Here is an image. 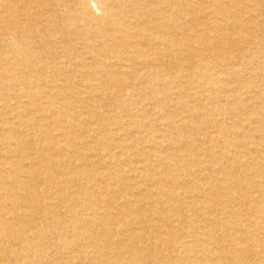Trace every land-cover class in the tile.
<instances>
[{
	"label": "bare ground",
	"instance_id": "obj_1",
	"mask_svg": "<svg viewBox=\"0 0 264 264\" xmlns=\"http://www.w3.org/2000/svg\"><path fill=\"white\" fill-rule=\"evenodd\" d=\"M19 2H21V5H19ZM123 2L124 0H0V23H2L0 31V51L10 45L7 40L8 38L11 39L10 43L12 44V47H10L9 50L11 51L10 54L12 58L26 65V68H24V70L21 71L19 75H21L22 78L29 77L28 79L34 85H43L42 87L44 89V92L42 94L46 101L50 103L54 102V99L52 98L54 96L62 101L61 105H63L65 108L73 109V107H75V101H73L72 98H78L82 95L83 92L80 90V88L77 87V85L82 86L81 81L83 80L88 79V81H91V83L93 84L92 87L95 89H106L109 86V83H103L102 78H104L107 79V81H113L119 93H122V91L124 92V90H126L125 86H128L132 90H141L143 94L146 93L147 88L146 83H144L145 80V82L148 83L149 80L152 81L157 77V75L158 78H160L159 76H161V78L163 79L172 80V75L167 73L166 67L171 66L172 64H178L181 60H190L192 57L190 49L187 48L188 46L185 44L186 38L184 37L188 36L185 27L187 26V23H191L194 27V35L192 34L193 38L197 42H199V44L204 45L205 49L201 50L202 52H200V67L194 69L190 67L188 69V71H190L188 79L191 80V83L197 84V88L201 90V92H210L207 97L204 95V99H198L197 97L195 98L196 101L199 102V104H204V107L207 106L209 110L208 113L205 114L201 111L197 113L194 112L193 114H191L193 118H188L189 120L187 121V123H179L180 125L177 126L174 123H171L170 128L172 129V131L176 132L182 129H189L190 131H194L195 129L193 128V126L188 124V122H193V120L195 119H197L203 125L210 121H214L217 125L221 124L223 126L222 131H226L228 129H226L224 120L221 117L223 116V112L226 110V107L228 105H238L240 101L238 99V97L240 96L239 92L245 91L246 93H244V95L252 94L254 95V97L252 98H255V100L262 99V90H260L258 85L253 86L254 80L256 81L258 77L261 76L260 73L258 74L257 70L261 71L262 63L256 61L255 56L257 54L254 56L253 53H251L252 51H246L244 47L246 46L244 45L245 43L250 44V42L252 41L250 35L256 36L255 40L253 41L255 44L264 43V6L261 5V2H257V0H203V6L205 7L197 12L195 11V7L194 5H192L191 0H125V2ZM235 5H242V8H235ZM140 7L145 8L140 9ZM205 9L207 11H210V14L208 12H204ZM59 11L62 12L63 18L62 15L59 14ZM243 14L246 16L248 15V22L253 23L257 26V28H246V26L241 24L239 18H241ZM229 23L231 24V29L235 32V34H240V36L234 38L233 40V45L234 47H236L237 53L234 56H214L212 55L213 49H219L220 47L226 49V46L224 45L226 44V40L224 35H222V32L227 30ZM30 28H32V30H35L31 31ZM204 30H206V32ZM44 32H51L53 34L50 38V42H46L41 45V43L35 41V36L39 33ZM20 35L24 37V40ZM98 39H100V41H98ZM23 46L29 47L28 51L22 49ZM46 47H50L49 52L45 51L44 48ZM140 47H145L146 50L140 49L141 51H136L137 54H134L135 52L131 51L132 49H139ZM32 48H36V50L33 51L31 50ZM60 49H62L63 51L61 52L63 53V55L61 54V56H59ZM251 49H253V47ZM85 55L90 56L87 59H91L90 61L92 65L89 62H86L84 58ZM107 57H110L112 59H108ZM60 58H63L64 61H60ZM2 61L5 62L4 59L0 58V64H2ZM125 62H128L129 65L124 64ZM242 65H250L249 67L251 71H249L248 73H244V71L239 70L240 66ZM147 66L152 67L154 71L146 72L144 73V76L141 77L138 69L140 67L146 68ZM5 68H9L8 65H6ZM3 69L4 68L0 65V77H2L3 75ZM88 70L91 74H94L92 77H89L88 73H86ZM48 78L52 79L48 80ZM224 78L232 80L235 84L237 83V86L230 87V85L224 82ZM44 83H48L47 85L50 84V86L45 87ZM234 83H232L231 86ZM67 85H70L71 89L68 88ZM4 86L5 85H2L1 88H5ZM216 87L222 88L224 94L221 95H225V98L222 102V104L224 103L225 106H223L221 109L219 108V106H217V96L214 93ZM48 88L50 89V91ZM167 90H170L172 94L178 96H181V92H183L179 90L177 91L176 89V92L173 91L172 86H170ZM121 96L122 94L120 95V97ZM161 99L158 98L157 100H155L157 103L156 107L166 110V108H164L165 104ZM81 102L82 101H80V103ZM245 102L243 103L246 105L247 102ZM126 103L129 105L138 104V102L132 97H129L128 102ZM57 104L56 106H58ZM31 105L34 104H28V106L23 109V115L29 116L31 120H33L37 116L38 119L36 121H38V124H35V127L37 129L43 130L44 124L42 123H45L46 127H48L49 129H52L55 124L58 126L60 125V127L65 125L72 131L79 128V124H77L76 120L75 122H73L74 115L71 119L72 116L69 117V113V116H67L63 113L62 110L55 108L56 111L52 114L50 113V118L49 116H46L44 114L43 107L41 105H38L37 109H32ZM177 105H180V107L186 106L190 108L188 102L178 103ZM202 106L203 105H201V110ZM236 107L237 106H235V108ZM84 110L86 109H83V111ZM190 111L193 112V109H191ZM156 115V120L158 121L167 119L164 117L163 112L159 110L156 112ZM228 115H230V113ZM248 115L252 117L251 119H248V122L257 125V127H259L258 131L264 135V103L260 107V111L249 110ZM1 118L2 113H0V119ZM211 118L213 120H211ZM51 119L55 120L54 124L50 123ZM228 120L229 119H227V121ZM235 122L236 121H234L233 123ZM3 123L5 125H8L5 123V121H3ZM59 123H61L62 125ZM26 124L27 122L25 120H21L15 122L13 124V128H7L8 130H4L1 128L0 141L6 134L5 131H7L8 134H15L17 132L24 133L26 130L25 128L28 127L30 123L28 125ZM148 126L145 123L141 124V129H146L148 128ZM35 127L33 128L35 129ZM195 131L197 132V130ZM203 133L205 132L203 131ZM231 134H233L232 137L237 136L236 132ZM242 136H244V134ZM37 138H39V142L41 144H49V138L46 135L40 134ZM158 138H160V141L163 139L161 136ZM72 140L73 138L71 139V141ZM261 141H264V137H262ZM65 143L70 144V140L66 141ZM102 144L103 142H101V146L103 147ZM258 145V148L260 146L264 147V144L259 143ZM228 146L231 145L228 144L227 147ZM109 147H111L110 144L104 145L103 148L106 151H110L111 148L109 150ZM180 148L181 147H179V149ZM185 149L189 153L186 157H181L180 162H187L189 160L193 162L197 161L196 164L200 166L202 164V161L201 159L196 157L197 154L200 153V149L195 147V144L192 143L188 145L186 144ZM39 150L40 149L38 146V151ZM226 152L229 153L228 151ZM236 152L238 151L236 150ZM201 153H205L208 155L210 154L212 158L215 157V153L212 149L202 150ZM257 154L258 159H264V150H261L260 148ZM74 155H76L75 152ZM134 155L136 156L137 154L132 153L131 157ZM141 156L144 157V155ZM110 159H112L111 162L113 163H107V168H109L111 165H114V169L117 170V163H119L120 161L117 160V157L115 155L111 156ZM165 159L162 156H159L158 158L160 164L162 163L161 165L165 168L164 174H167L170 178L177 176L181 171L180 167L178 166L179 164L172 165L171 163L163 162ZM224 159L227 161L226 165H228L230 169L234 170L233 174H230L225 166L217 168L206 160V162L209 163V169L211 170V173L213 175L212 177L218 182L219 188L214 187L210 184L211 177L209 176V174L204 175L201 179V188L198 189V186L195 185L196 182H194V184H191V187L193 188V191L196 195V201L193 204L187 202V208L192 211L194 213L193 215H196V217H194L195 219L191 220L189 226L182 224V218H180L179 216L181 212L179 211V208L175 206L176 204L173 205L174 198H171L172 194L170 192H168L166 189H163L161 191L158 190V192H156L148 188H142V183H140L139 181L134 182L133 184L136 192H133L131 190L127 193L124 192L125 196L122 198V200L115 196L112 198L113 203L119 205L121 204L119 208H117L118 210H116V213H118L117 215H119L120 218L124 217V223L122 224V226H119L117 223L110 222L112 221V213H114H110V211H112L114 208H112V210L110 211L104 210V208L106 209V207L112 204L111 202H104V204H102L104 208L103 206H101L100 210H104L106 214L102 215L97 212H91L92 214L89 215L84 213L85 218L83 217L84 219H82V217L79 216L80 213L76 209V205L73 202L74 200H71L69 197L67 198L68 194L66 193L67 189H65V186H67L68 183L72 182L73 179H65L66 177L64 176L65 178L61 180L57 173L59 164H52L51 161L49 162V160L43 159V161L41 160L43 162L42 169H39V171L34 173V175L40 178L44 171H47L49 173L47 174L46 172L45 174L47 175L43 178L44 181L48 182L50 185H48V191L46 192L48 193V195H51L50 190L52 188H59L57 190V193H55L59 196L61 195L60 197H62L61 199L68 209L69 215H72V221H74L75 223L74 230H70V232H72L71 234H68L64 229L63 224L65 219L63 215L59 214L57 206L49 203L51 201H54L53 198H49V196H47L44 203L46 204V206L52 207L47 212L48 218L53 215V217L57 219L54 221L55 224L53 226L54 228L58 229V231H60L59 234H57L58 236L56 237L57 242H55L54 244L53 241L55 239L50 232V226L47 227L43 225L48 220V218L45 217V220L44 218H42V216L45 215L46 212L36 201L37 196L35 191L31 190L30 188L24 189L25 187L23 186L21 188L22 179L19 176V169L21 168L20 163H11L5 162L6 160H1L0 165H2V168L0 169V190L3 192L2 194L5 197H2V195L1 198L3 199L0 201V264H12V255L14 256L13 262H18L19 264H43L45 259H52V264H88L86 260H89L91 262L89 264H110V261L112 260V264H149L151 259H153L154 262H157L158 264H171L168 261L169 258L166 253H177L176 255L179 256V262L175 264H239L240 259L238 256H234L231 258H227V256H225L227 254H237V247H239L240 244L239 242H237V240H232V248H230L231 246L218 247L214 245V242L211 243L215 237V221L211 220V214L219 211V208L217 207L219 206V203H221L222 207L220 208V213H223L222 215L230 216L233 212L231 210L234 203L233 198L230 196L232 200L231 203H218L216 198L210 199L209 197H207L206 191L218 193V189L231 190L233 188L235 189L237 187H243V185L246 183L245 180H250V178L243 179L237 177L239 173H242L241 170L244 167H249L248 170L252 169L253 167L254 174L257 173L259 175H263V170L261 166H257V159L252 160L253 162L249 161V163H251L252 165H256L257 167H254L252 165L244 167H242L241 165L236 166L231 155L224 157ZM139 163H143V167H137L134 169L130 168L129 172L135 173L137 178H146L147 181H152L149 178L153 175L155 177V174H153L152 176L149 175L151 171H149L147 166L144 165L145 160ZM197 169V171L199 172H204V170H206V168L202 167H198ZM89 172L91 171L89 170ZM240 183L242 184L239 185ZM118 184L122 185L120 181H118ZM154 184L161 185L162 182H159L158 180ZM10 185H15V188L19 187V192L15 188L12 189ZM126 187H122L121 190H125ZM257 187L259 188V186ZM82 189L85 190L84 188ZM243 189L245 190V188ZM38 192L40 193V191ZM78 194L83 193L79 192ZM135 194H138V196L142 195V197L136 199ZM93 196L94 195H92V197ZM10 198H13V200L18 203L21 202V204L22 202L23 204L27 203V205L23 206L22 209H19V213H10V211H7V213H5V209L8 206L11 207L12 205L10 202ZM78 199V202L83 204L85 207L92 208L93 203L91 200L84 199V197H79ZM252 201L253 200H251L248 195H245L243 197V201H241V205L246 207ZM262 203L264 205V201ZM144 209H147L149 214L153 211L156 212L155 214L157 215L160 214V216H157L156 218H153V216L150 219V216H146L142 213L141 210ZM157 209L163 210L164 212L168 211V213L173 217H178L176 218L178 225L171 224L169 222L170 220H167L168 218L166 219V217H163L164 213H158L159 211ZM85 210L83 211L85 212ZM145 211L146 210H144L143 212ZM147 211L146 213H148ZM197 212L200 213L196 214ZM37 214H40L39 216H41V218L38 217ZM96 218H99L98 221H101V225L104 228L101 233H96L94 230H92V227L96 222ZM167 222L168 224H171L172 227L169 228L168 226L166 227L167 231H161V225L164 226V224ZM203 222L205 224H203L204 226H195V223ZM146 223H148L149 225L151 224V229H154L153 236H155V241L158 240V244L151 245V238H149L148 234L144 230V227H146ZM217 224L219 225L220 223L217 222ZM116 227L118 228L116 229ZM116 233H118L120 237L125 238V240H118L122 245L120 246L122 247L121 250H118V252L120 251V254L111 253V257L109 256L111 255L110 251L112 252L113 248L118 243L113 242L115 240H113L112 238V236H117ZM168 236L172 238L171 246H169L170 240L166 238ZM69 237H75L78 239V241L73 242L72 240H70L71 238L69 239ZM248 238L250 240H254V236H249ZM89 240L93 241L90 242ZM123 241L126 242L124 243ZM100 242L107 246V249H110V251H108L109 253H104L102 247L99 245ZM53 246H59L60 248L65 247L66 249H69L67 257H64L62 253L60 255L58 250H54ZM163 249H165L166 253H164ZM121 251L123 254H121ZM261 253L263 256V245L261 246ZM123 255L125 256L123 257ZM108 258L112 260H109Z\"/></svg>",
	"mask_w": 264,
	"mask_h": 264
},
{
	"label": "rangeland",
	"instance_id": "obj_2",
	"mask_svg": "<svg viewBox=\"0 0 264 264\" xmlns=\"http://www.w3.org/2000/svg\"><path fill=\"white\" fill-rule=\"evenodd\" d=\"M191 1H192V5H194V7H195L196 12L201 10L203 7H205V6H203V2H202L203 0H191ZM124 2H125V0H124ZM257 2H261V5L264 6V0H257ZM19 5H21V2H19ZM235 6H236L235 8H240V9L242 8V5H239V6L235 5ZM95 8H96V6H95ZM144 8L145 7H140V9H144ZM204 12H208L210 14V11H207L206 9L204 10ZM59 14L62 15V12L59 11ZM62 18H63V15H62ZM239 20H240L241 24L246 26V28H251V29L257 28L256 25L248 22L249 21L248 15L246 16L243 14L242 17L239 18ZM230 25L231 24L229 23L227 30L222 32L223 33L222 35H224L225 40H226L225 41L226 44H224L226 46L225 47L226 49H223L222 47H220L219 49H213L212 55H214V56H216V55H222V56L223 55H226V56L236 55L237 50H236V47H234V45H233L234 44L233 40H234V38H237L238 36H240V34L239 35L235 34V32L231 29ZM1 26H2V23H0V31H1ZM185 28L187 30V35H188V36H184L186 38L185 44L188 46L187 48L190 49V53L192 54V57L190 60H183V61L181 60L178 64H175V65L172 64L171 66L166 67L167 73L172 75V80L171 79L170 80L163 79V78H161V76H159L160 78H158V75L152 81L149 80L148 83L145 82L146 81L145 80L144 83H146L147 88H146V93H144V94L141 90H139V89L138 90H132L128 86H125L126 90H124V92L122 91V93H119V91H117V88H116V85L114 84V82L111 80L107 81V79H104V78H102L103 83H106V82L109 83V86L106 89H97V88L95 89L92 87L93 84L91 83V81H88V79L83 80V81H81L82 86L77 85V87L80 88V90L83 92L82 95L79 96L78 98H72L73 101H75V104H74L75 107H73V109L65 108L63 105H61L62 101L59 100L58 98L54 97V96L52 97L54 99V102L50 103V102L46 101L43 97V94H42L44 92V89L42 87L43 85H34L28 79L29 77L28 78H24V77L22 78L21 75H19V73L21 71H23L24 68H26V65L23 63H20L19 61L12 58V56L10 54L11 51L9 50L10 47H12L11 46L12 44L10 43L11 39L8 38L7 41L9 42L10 45H8L5 49L0 51V58L5 60V62L2 61L1 62L2 64H0L4 68L2 70L3 75H2V77H0V113H2V118H1L2 120L0 119V129L2 128L4 130H8L11 127L13 128V124L15 122H18L21 120H25L27 122L26 125H28L29 123L30 124L28 125V127L25 128L26 130L24 133L17 132L15 134H8V132L5 131L6 134L4 133L5 135L3 136V139L0 141V162H1V160H3V161L6 160L5 162H11V163L18 162V163H20L21 168L19 169L20 170L19 176L22 179L21 188L23 186V187H25L24 189L30 188L31 190L35 191L36 196H37L36 201L38 202L39 205H41L43 210L46 212V214L44 213L45 215H43L42 218H44V220H45V217L48 218L47 212L52 208V207L46 206L44 201L47 198V196H49V198L52 197L54 201H51L49 203H52V204H54V206H57L59 214L63 215V217L65 219L64 224H63L64 229H65V231H67L68 234H71V232L74 230L75 223H74V221H72V219H71L72 215H69L68 209L66 208L65 204L62 201V199H61L62 197H60L61 195L59 196L56 194L57 190L59 188H52L50 190V193L52 196L48 195V193L46 191H48V187L50 185L48 182H45L43 178L49 173L47 171H44V173L41 175L40 178L38 176L34 175V173L38 172L39 169H42L43 159L49 160V162L51 161L52 164L53 163L59 164V166L57 168L58 169L57 173H58L59 178L61 180H63L65 177H66L65 179H68V178H69V180L73 179L72 182L67 184L68 187L65 186L66 187L65 189H67L66 193L68 194L67 198L69 197L71 200H74L73 202L76 205V209L79 211V213H80L79 216L82 217V219L85 218L84 213L90 215L93 212H97V213H100L103 215V214H106L105 211H110V210H112V208H114L112 211H110V213L114 212V213H112V216H111L112 221H110V222L111 223H117L119 226H122V224L124 223L123 222L124 217L120 218L119 215H117L118 213H116V210H118L117 208H119V206L121 204L119 205V204L113 203L112 198L115 196V197H118L122 200V198L125 196V193H127L128 191L131 190L133 192L134 191L136 192V190L133 187L134 182L139 181L140 183H142V186H143L142 188H148V189L156 191V192H158V190L161 191L163 189H166L168 192H170L173 195V196L171 195V198H174V200H173L174 204L173 205L176 204L175 206H177L179 208V211L181 212L179 214V216H180V218H182V224L189 226L191 220L195 219L194 217H196V215H193L194 213L187 208L188 207L187 202L193 204L196 201L195 200L196 195L193 191V188L191 187V184H194V182H196L195 185L198 186V189L201 188V186H202V183L200 182L201 179L203 178L204 175L209 174V176L211 177L210 178V180H211L210 184L213 185L214 187L219 188L218 182L212 177L213 175L211 173V170L209 169V163H207L206 160L209 161L214 167H217V168L225 166L227 171L230 172V174H233L234 170L230 169L228 167V165H226L227 161L224 159V157L231 155L233 161L235 162V165L236 166L241 165L242 167L252 165L251 163H249V161L251 162L252 160L257 159V163H258L257 166L262 167L263 175H259L257 173L254 174V168L253 167L250 170H248L249 167H244L241 170L242 173L241 174L239 173L237 175V177L243 178V179L250 178V180H245L246 183L243 185V187H240V188L237 187V188H235V189L233 188L231 190H225V189L219 190L218 189V193L206 191L207 192L206 196L209 197L210 199L216 198L218 203L219 202L231 203L232 202L231 197H232L233 202H234L233 203L234 206L232 205V208H231V210L233 211L231 213L232 216L231 215L226 216V215H222L223 213H220V208L222 207L221 203H219V206L217 207V208H219V211L214 212V214H211V217H210L211 220L215 221V225H214V229H215L214 236L215 237L211 243L214 242V245H216L218 247H220V246L221 247L222 246L223 247L231 246L230 248H232L233 247L232 246V240L235 239V240H237V242L240 243L239 247H237L238 248L237 254H235V255L227 254V255H225V256H227V258L238 256L241 264H252V263L253 264H264V255L262 256V253H261V246L262 245L264 246V205L262 203L264 201V195H263V191H264V169H263L264 168V159H262V160L260 158L258 159V154H257V152H258V150H260V148H261V150H264V147L260 146L258 148L259 143L264 144L263 143L264 141H261V139H262V137H264V135L258 131L259 127H257V125L252 124L251 122L250 123L248 122V119L252 118L248 115L249 110L260 111V107L264 103V43L255 44L253 41L255 40L256 36L250 35V38L252 41L250 42V44L249 43L244 44V45H246V46H244L245 50L249 51V52L252 51L251 53H253L254 56L257 54L255 56L256 61H259L262 63L261 71L257 70L258 74L260 73L261 76H259L258 79L256 81L254 80V82H253V84H254L253 86L258 85L260 90H262V92H263L262 99L255 100V98L254 99L252 98V97H254V95H252V94H249V95L245 94L244 95V93H246L245 91L239 92L240 96L238 97V99L240 101H239V103L237 102L238 105L237 104L235 105L237 107L235 108V106H233V105H228V106L226 105L227 107H226V110L224 111L225 113L223 112V116L221 117L224 120V124L226 126V129H228L226 131H222L223 126L221 124L217 125L214 121H210V122L203 125L197 119H195V120H193V122H188V124L193 126V128L195 130H197V132L195 130L190 131L189 129L188 130L182 129L180 131L173 132L172 129L170 128L171 123H174L176 126L180 125L183 122L187 123V121L190 118H193L191 116V114H193L194 112L197 113V112L201 111L205 114V113H208V110H209V108L207 106L204 107V104H202V103L199 104V102L196 101L195 98L197 97L198 99L199 98L204 99V95L207 97L210 92L209 93H208V91L201 92V90H199L197 88V84L191 83V80L188 79L189 74H190V71H188V69L190 67L192 69L200 67V65H201L200 59L201 58H199V56H200V52H202L201 50L205 49V46L202 44H199V42H197L193 38V35H194L193 28L194 27L191 23H187V26ZM30 30L34 31L35 29L32 30V28H30ZM204 31L206 32V30H204ZM52 34L53 33H51V32L39 33L35 36V41L41 43V45L46 43V42H50L51 41L50 38H51ZM241 35H243V34H241ZM21 38L24 40V37L21 36ZM98 41H100V39H98ZM134 41H136V40H134ZM248 44H249V47H248ZM41 45H39V46H41ZM252 47H253V49H251ZM36 48H32L31 50L35 51ZM20 49H21V46H20ZM22 49H24L25 51H28L29 47L23 46ZM44 49L46 52L50 51V47H46ZM140 49L146 50L145 47H140L139 49H132L131 51L135 52L134 54H137L136 51H138ZM123 50H122V52H123ZM59 52H60L59 56H61V54L63 55V53H61V52H63L62 49H60ZM88 57H90V56H88V55L84 56L86 62H89L91 64V61H90L91 59H87ZM108 59H112V58L109 57ZM59 60L64 61L63 58H60ZM124 64L129 65L128 62H125ZM6 65H8L9 68L6 69L5 68ZM33 66H34V64H33ZM249 66L242 65V66H240L239 70L244 71V73L245 72L248 73L249 71H251ZM143 69H145V70H143ZM12 71H14V72H12ZM151 71H154V69L150 66H147L146 68L140 67L138 69V72L141 74V77L144 76V73L151 72ZM86 73H88L89 77H92L94 75V74H91L89 72V70ZM11 77H13V78H11ZM174 78H175V80H174ZM49 79H52V78H48V80ZM224 80H225L224 82L227 83L228 85H230V87H234V86L236 87L237 86V83L235 84L232 80H230L228 78H224ZM82 82H84V83H82ZM230 82H232L234 84L231 86L232 83H230ZM47 84L48 83H46V84L44 83L45 87L50 86V84L49 85H47ZM2 85H5L4 86L5 88H1ZM7 86H9V87H7ZM170 86L173 87V91H175V92H176V90L177 91L178 90L183 91V92H181L182 95L178 96V95L172 94L170 90H167ZM183 86H185V87H183ZM67 87L71 89L70 85H67ZM23 90H24V92H23ZM190 90H192V91H190ZM49 91H50V89H49ZM84 91H86V92H84ZM102 92H104V93H102ZM214 93L217 96V106H219V108L221 109L223 106H225L224 103L222 104V102L225 98V95H223V96L221 95V94H224L223 89L220 87H216V89L214 90ZM121 94H122V96L120 97ZM170 95H171V97H170ZM173 95H174V97H173ZM187 96H189V97H187ZM129 97L134 98V100H136L138 102V104H135V105L127 104L126 102H128ZM221 97H223V98H221ZM158 98L159 99L162 98L161 100L164 102V104H165L164 108H166V110L163 108L156 107L157 103L155 100H157ZM246 99H247V101H246ZM80 101H82V102L80 103ZM186 101L189 103L190 108H188L186 106L180 107V105H177L178 103H184V102L187 103ZM243 102H245L246 105ZM28 104L29 105L34 104V105H31L32 109H37L38 105H41L43 107L44 114L46 116H49L50 118H51L50 115L53 112H55L56 109L62 110L63 113L67 116H69L68 115V113H69L70 114L69 117L72 116L71 119L73 118V115H74L73 122H75V120H76L77 124H79L78 125L79 128L72 131L69 128H67L65 125L60 127V125L58 126L55 124L54 127H52V129H49L48 127H46L45 123H42V124H44L43 130L37 129L35 127V124L36 123L38 124V121H36L38 119L37 116L33 120H31V118L29 116L23 115V109L26 106H28ZM56 104L58 106H56ZM201 105H203L202 110H201ZM242 105H243V107H242ZM244 107H246V108H244ZM232 108H235V109H232ZM83 109H86V110L83 111ZM145 109H146V111H145ZM191 109H193V112L190 111ZM71 110H74V111H71ZM158 110L163 112L164 117L167 119H164L161 121L156 120L157 119L156 112ZM219 113H221V112H219ZM229 113H230V115H228ZM183 114H184V116H183ZM15 118H17V119H15ZM227 119H229V120L227 121ZM211 120H213V119L211 118ZM3 121H5V123L8 125H5L3 123ZM234 121H236V122L233 123ZM50 123L54 124L55 120L51 119ZM144 123L147 126L148 125L149 126H148V128L142 130L141 124H144ZM59 124H61V123H59ZM33 127H35V129ZM142 131H143V133H142ZM203 131L205 133H203ZM126 132H128V133H126ZM195 132H196V134H195ZM234 132L237 133V136L232 137L233 134H231V133H234ZM122 133H124V134H122ZM158 133H160V134H158ZM40 134L46 135L49 138L48 139V141H49L48 145H45V144L43 145L39 142V138H37V137ZM183 134L185 135V137ZM241 134L242 135L244 134V136H242ZM7 135H9V136H7ZM33 136H35V137H33ZM160 136L163 138L161 140L162 142L160 141V138H158ZM4 137H6V138H4ZM52 137H53V139H52ZM251 137H252V139H251ZM72 138H73V140L71 141ZM186 138H187V140H186ZM33 139H34V141H33ZM68 140H70V144L65 143ZM101 142H103V144H102L103 147H104V145L110 144L111 147H109V150H110V148H111V150L110 151L104 150V148L101 146ZM191 143L195 144V147H197L199 149L202 147L199 151L200 153L197 154V156H196L197 158L201 159V161H202V164L200 166H198L196 164L197 161L193 162V161L189 160L187 162H182V163L180 162L181 157H186L189 153L185 149L186 144L188 145ZM228 144L231 146L227 147ZM5 145H6V147H5ZM49 145H51V146H49ZM38 146H39L40 152L38 151ZM65 146H66V148H65ZM179 147H181L180 148L181 150L179 149ZM206 149H212L215 153V157L212 158V156L210 154L208 155L205 153H201L202 150H206ZM236 150L238 152H236ZM51 151H52V153H51ZM64 151H66V152H64ZM126 151H127V153H126ZM140 151H141V153H140ZM226 151H228L229 153H227ZM10 152H12V153H10ZM74 152L76 155H74ZM112 152L113 153L115 152V153L113 154ZM132 153H135L137 155L136 156L134 155L131 157ZM197 153H198V151H197ZM42 154H44V155H42ZM203 154H205V155H203ZM39 155H41L42 158ZM71 155L73 156V158ZM113 155H115L117 157V160L120 161L119 163H117L118 164L117 170L114 169V165H111L109 168H107V165H106L107 163H110V164L113 163V162H111L112 159H110L111 156H113ZM141 155H144V157ZM159 156H162L164 159L166 158L163 162L171 163L172 165L173 164H179L178 166L181 169L180 173H178L177 176H174L171 178L167 174H164L165 168L161 165L162 163L160 164V162L158 161ZM6 158L8 159V161ZM128 160H129V162H128ZM144 160H145L144 165H146L147 168L149 169V171H151V173H149V175L152 176L153 174H155V177L153 175L152 177L149 178L152 181H147L146 178H142V179L137 178L135 173L129 172L130 168L134 169L137 167L138 168L143 167V163L141 164L139 162H142ZM64 161H65V163H64ZM126 161H127V163H126ZM72 162H73V164H72ZM130 163H133V164H130ZM252 166L255 167L256 165H252ZM198 167L206 168V170H204V172L203 171L199 172V171H197ZM1 168H2V165H0V169ZM27 168H28V171H27ZM63 168H64V170H63ZM89 170L91 172H89ZM46 172H47V174H45ZM108 176H110V177H108ZM158 180H159V182L160 181L162 182L161 185H155L154 184ZM111 181H114V182H111ZM118 181H120L122 185L118 184ZM248 181H249V183H248ZM9 182H11V181H9ZM241 184L242 183H240L239 185H241ZM80 185H82V186H80ZM85 185L87 188L85 187ZM257 186H259V188ZM15 187H16L15 185L11 186L12 189ZM122 187H126L125 190H121ZM18 188L19 187L15 188V189L18 190ZM82 188H84L85 190H83ZM243 188H245V190ZM98 189H100V190H98ZM107 190H108V192H107ZM38 191H40V193ZM18 192H19V190H18ZM20 192H22V191H20ZM79 192H82L83 194H78ZM2 193L3 192L0 190V201L3 199V198H1V196L3 195ZM244 194L248 195L250 197V199L253 200L246 207L241 205V201H243V197L245 196ZM92 195H94V196L92 197ZM62 196H63V194H62ZM137 196H138V194H135L136 199H139L140 197H142V195H139L138 197ZM2 197H5V196L3 195ZM59 197H60V199H59ZM79 197H84V199L91 200L93 203L92 208L85 207L83 204L78 202ZM95 199H96V201H95ZM10 202L12 205H11V207L8 206L5 209V213H7V211H10V213H15V212L19 213V209H22L23 206L27 205V203L23 204V202H22V204H21V202L18 203L15 200H13V198H10ZM104 202H111L112 204H110L105 209L104 206L102 205V204H104ZM101 206H103L105 211L100 210ZM161 209H163V208H161ZM83 210H85V212ZM144 210L147 211V209H144ZM144 210H141L142 213L146 216H150V219L153 216H154L153 218L160 216V214L157 215V214H155L156 212H153V211L150 213L151 214L150 215L148 211H147L148 213H146V211L143 212ZM157 210L159 211L158 213H161V214L164 213L163 217L164 218L166 217V219L168 218L167 220L168 221L170 220L169 222L171 224L178 225L177 219H176L178 217H176V218L173 217L171 214L168 213V211L164 212L163 210H160V209H157ZM199 213L200 212H197L196 214H199ZM37 215H38V217L41 218V216H39L40 214H37ZM99 218H96V222L92 227V230H94L96 233H99V232L101 233L104 230L103 226L101 225V221H98ZM55 220H57V219L55 217H53V215H52L43 224L44 226H47V227L50 226L49 227V228H51L50 232H51L53 238L55 239L53 241V244L55 242H57L56 237L58 236L57 234H59V232H60V231H58V229L54 228V226H53L55 224L54 223ZM217 222H219L220 224L218 225ZM171 224H168V222H167L164 224V226L161 225V227H162L161 231H163V232L167 231L166 227L169 226V228H171L172 227ZM203 224H204V222L203 223H195V226L196 225L197 226H204L205 224L204 225ZM148 225L149 224L146 223V227H144V230L148 234L149 238H151V245H156V244H158V240L155 241V238H154L155 236H153L154 229H151V224L149 226ZM118 227H116V229ZM70 230H72V231L70 232ZM116 235L117 236H112V238H113V240H115L113 242H118V243L115 245L112 252L110 251V249H107V246H105L103 243L100 242L99 245L102 247V250L104 251V253H109L108 251H110V254L111 253H119L120 254V251L118 252V250H121L122 247H120V246H122V245L119 241L125 240V238L120 237V235L118 233H116ZM249 236H254L253 239L255 241L252 239L250 240L248 238ZM74 238L75 237H69V239L72 240L73 242H77L78 239L77 238L74 239ZM166 238L168 240H170L169 246H171L172 238L169 236ZM89 241L91 242L93 240H89ZM189 241H190V239H189ZM123 242L125 243L126 241H123ZM53 247H54L55 251L58 250L60 255L62 253V255H64V257H67V253L69 252L68 251L69 249H66L65 247L60 248L59 246H57V247L53 246ZM116 247H118V248H116ZM163 250H164V253H166L165 249H163ZM121 254H123L122 251H121ZM166 254L169 258V260H168L169 263L175 264V263L179 262V258H178L179 256L176 255L177 253H174V254L173 253H166ZM109 256L112 257V254ZM124 256L125 255H123V257ZM12 257H11L12 258L11 263L12 264H19L18 262H13L14 256L12 255ZM108 259L112 260L110 258H108ZM86 261L88 264L91 263L89 260H86ZM110 262L109 263L112 264L113 260ZM52 263H53L52 259H45L43 262V264H52ZM216 263H218V262H216ZM149 264H158V263L154 262V260L151 259Z\"/></svg>",
	"mask_w": 264,
	"mask_h": 264
}]
</instances>
